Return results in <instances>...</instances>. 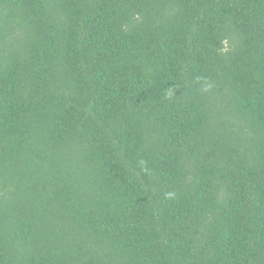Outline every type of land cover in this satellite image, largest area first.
Masks as SVG:
<instances>
[{
    "label": "trees",
    "instance_id": "1",
    "mask_svg": "<svg viewBox=\"0 0 264 264\" xmlns=\"http://www.w3.org/2000/svg\"><path fill=\"white\" fill-rule=\"evenodd\" d=\"M0 264H264V0H0Z\"/></svg>",
    "mask_w": 264,
    "mask_h": 264
}]
</instances>
